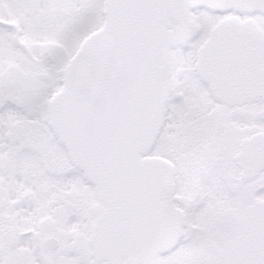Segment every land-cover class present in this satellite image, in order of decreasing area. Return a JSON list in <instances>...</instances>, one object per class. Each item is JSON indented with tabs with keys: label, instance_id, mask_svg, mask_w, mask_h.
<instances>
[{
	"label": "snow or ice",
	"instance_id": "1",
	"mask_svg": "<svg viewBox=\"0 0 264 264\" xmlns=\"http://www.w3.org/2000/svg\"><path fill=\"white\" fill-rule=\"evenodd\" d=\"M0 264H264V0H0Z\"/></svg>",
	"mask_w": 264,
	"mask_h": 264
}]
</instances>
